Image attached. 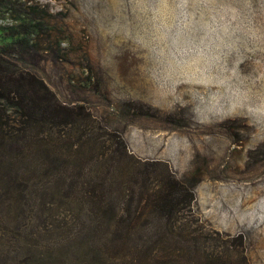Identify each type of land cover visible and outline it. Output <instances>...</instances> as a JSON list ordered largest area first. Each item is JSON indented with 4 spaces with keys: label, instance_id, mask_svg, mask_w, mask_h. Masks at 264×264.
<instances>
[{
    "label": "rangeland",
    "instance_id": "rangeland-1",
    "mask_svg": "<svg viewBox=\"0 0 264 264\" xmlns=\"http://www.w3.org/2000/svg\"><path fill=\"white\" fill-rule=\"evenodd\" d=\"M0 43L89 115L36 132L65 139L67 161L0 178V264H264V0H0ZM166 168L194 198L157 221L138 190ZM98 178L109 219L141 215L133 247L92 240Z\"/></svg>",
    "mask_w": 264,
    "mask_h": 264
},
{
    "label": "trees",
    "instance_id": "trees-1",
    "mask_svg": "<svg viewBox=\"0 0 264 264\" xmlns=\"http://www.w3.org/2000/svg\"><path fill=\"white\" fill-rule=\"evenodd\" d=\"M10 115H14L16 119L11 118ZM88 116L82 106L59 102L44 81L20 68L17 62L6 55L0 43V159L7 161L10 167L0 176L1 179L11 178L10 171L13 170L14 162L19 164L34 158L40 163L48 164L51 168L60 157L67 161L66 149H62L66 143L65 139L60 141L57 149L53 141L47 138L48 136L35 138L36 132L44 131V128L49 127L67 128L74 123L79 126L87 122ZM12 124H17L18 127L14 129ZM94 136L96 138L97 134ZM61 137L65 138V135ZM118 140L123 152V149L125 150L124 141L120 137ZM43 143L47 144L44 148L37 145ZM54 169L59 170L61 167H57L56 163ZM135 180L137 182L138 178ZM126 184L122 197H126L128 201L129 197L136 196L134 194L136 189L130 182ZM106 186L108 185L105 183V178H98L93 181L92 185L85 187L86 193L82 194L84 202L94 208L89 210L91 212L89 224H94L89 229L92 233V240L109 248L128 249L133 247L135 240H138L137 232L132 230V225L141 215L125 207L120 215L109 219L106 210H101V203L106 198L104 191ZM138 191V197L141 199L138 201L144 200L146 205H151V212L154 215L152 218L157 221L174 220V212L181 206L190 205L194 198L192 189L176 178L167 168L157 187L146 189L139 185ZM111 220H114L115 226L99 236L96 232L98 228L104 224L107 226V222ZM154 234L156 236L157 233L154 232ZM139 254L144 255L142 252L137 253ZM185 255L186 253H179L178 257ZM121 257L123 256H119ZM152 257H159V255L153 254Z\"/></svg>",
    "mask_w": 264,
    "mask_h": 264
}]
</instances>
